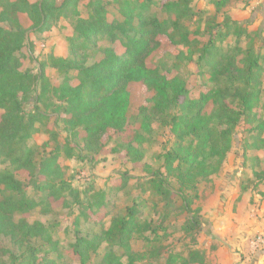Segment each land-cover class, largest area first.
<instances>
[{
	"label": "trees",
	"instance_id": "1",
	"mask_svg": "<svg viewBox=\"0 0 264 264\" xmlns=\"http://www.w3.org/2000/svg\"><path fill=\"white\" fill-rule=\"evenodd\" d=\"M82 1L0 0V22L10 25H0V158L10 164L0 171V236L9 238L20 250L6 252L10 259L7 263L0 256V264H63L60 259L65 257L88 264L104 244V264H122L118 249L134 264L132 240L145 231L157 235L162 229V223L153 226L151 221L142 220L144 203L138 200L126 207V214L113 215L110 225L104 228L110 214L107 193L100 191V195L84 201L79 188L61 171L60 151L71 144L67 149L69 157L74 156V146L91 150L101 142V150L106 145L102 142L104 135L120 138V145L112 151L124 152L134 164L143 163L150 173V189L170 199L174 191L168 177L176 179L184 209L191 215L184 227L195 230L200 229L201 220L193 215L189 195L197 196L199 181L219 171L238 127L249 134L247 145L252 152L264 149V54L253 46L240 45L241 38H250L253 32L235 20L230 22L229 15L222 21L214 16L204 28L191 29L188 18L194 13L192 0H161L159 4L155 0H88L84 6ZM230 1L215 0L217 11ZM20 13H26L31 20L28 28L22 27ZM62 17L73 19L71 53L81 50L92 59L91 63L78 66L79 81L74 85L70 83L74 58L51 53L39 64V75L21 69L29 32H49ZM104 35L112 42L120 41L124 52L119 54L112 46H100ZM233 35L235 46L228 50L219 47ZM162 37L176 47H185L191 60L197 57V73L205 81L202 89L196 90L187 80L177 75L169 77L158 67L148 65L149 57L162 45ZM29 51L33 52L32 44ZM48 65L64 74L62 80L52 85L48 82ZM38 80L41 88L32 96ZM138 85L145 87L150 96L147 103L134 107L133 95ZM31 102L33 108L29 109ZM39 105L55 111L73 140L58 142V132L47 126L58 144L53 153L43 155L37 162V152L28 141L38 130L37 123L50 119ZM162 125H167L174 136L173 148L164 154L166 174L144 163L148 134ZM253 155L257 162L264 160V156ZM130 177L123 172L113 182L112 192L126 188ZM27 185L45 193V197L39 201L30 198ZM57 204L84 206L74 223L80 224L84 217L101 225L102 230H76L74 242L61 252L59 241L51 236L48 227L27 218L38 207L47 214ZM17 214L22 215L19 220ZM144 238L148 244L156 239L149 235ZM159 249L149 246L150 251L154 250L150 255L157 256ZM52 253H57V257H52ZM200 254L198 249L190 250L184 258L172 254L165 264H176L178 258L182 259L179 264H191L199 260Z\"/></svg>",
	"mask_w": 264,
	"mask_h": 264
},
{
	"label": "rangeland",
	"instance_id": "2",
	"mask_svg": "<svg viewBox=\"0 0 264 264\" xmlns=\"http://www.w3.org/2000/svg\"><path fill=\"white\" fill-rule=\"evenodd\" d=\"M155 1L158 4L161 2V0ZM214 1L192 0L191 6L194 13L188 18L190 28L195 29L198 26L204 28L208 19L216 16L219 21H222L226 15H229L231 18L230 22L235 20L250 32H253L250 38L243 36L240 40V45L243 48L253 46L256 52L264 54V19L262 18L264 10L262 8L257 10V6L261 2L259 0H231L223 10L217 11ZM87 2L88 0H83V6ZM86 15L87 13L83 11V16ZM19 17L22 27L28 28L31 24L28 15L20 13ZM0 25L6 28L10 27L8 23L0 22ZM72 25L73 19L71 17H62L49 32L43 34L29 32L26 42L27 46L22 56L21 69L23 71L29 70L39 75V64L45 62L51 53L64 58H74L76 65L70 71V83L73 85L77 84L79 81L78 66L84 62L89 64L92 59L88 58L81 50H78L77 54L71 53L69 37L73 33ZM257 31H261L259 32L260 37L256 35ZM236 43V37L233 35L218 45L223 50H228L235 46ZM30 44L33 46L32 53L29 51ZM99 45L104 47L112 46L119 54L125 50L120 41L112 42L106 35L102 37ZM197 60V57L191 60L187 56L185 47H176L171 44L167 37H162L161 47L149 57L147 62L149 66L158 67L161 72L166 73L169 77L177 75L187 80L196 90H200L204 86L205 81L197 73L199 70ZM46 77L52 85L62 80L64 74L53 68V66L48 65ZM40 88L41 82L38 80L32 96H36ZM148 96H150V93H148L146 88L138 85L133 95L134 107L147 103L146 99ZM49 98L53 99L54 97L50 96ZM28 106L29 109H32L33 103H29ZM39 106L43 111L50 114V119H44L37 123L38 130L33 133L32 138L28 141V145L37 152V162L41 160L43 155L53 153L58 144L51 138L50 133L47 131V126L49 128L53 127L58 132V142L65 143L67 138L73 140L72 135L64 129L63 122L57 118L55 111L46 110L47 108L44 105ZM2 113L3 111L0 110V116ZM148 137V150L146 151L144 163L150 165L153 170H162L166 174L164 154L173 148L174 136L167 125H162L154 132L148 134ZM249 138V134L243 132L242 127H238L233 146L227 153L219 171L199 181L198 189H196L197 196L189 195V201L192 200V209L195 212L192 214L198 216L201 220V227L197 230L184 227L188 217L191 215L184 209L182 196L179 194L180 185L176 179L168 177V183H170L171 189L174 191L170 199H166L153 189H150L147 185L150 173L147 172V168H144V164H134L124 152L112 151L115 146L120 145L121 139L118 137L104 135L102 142L106 143V145L101 150L98 147L101 142L94 145L91 150L74 146V156L69 157L67 149L72 147L71 144L68 148L60 151L58 162L64 177L82 192V200L86 201L88 197L91 198L93 195L98 196L100 191L107 193V197L110 198L108 206L110 214L105 220L104 228L110 225L113 215L126 214V207L132 205L135 200L143 201L144 203L141 213L143 221H151L153 226L162 223V229H159L157 235L145 231L142 235H136L137 237L132 240L134 264H165L166 258L170 255L180 254L184 258L188 256L190 250L194 249L200 250L202 254H200L199 260L191 264H219V258L215 255L214 250L219 248L222 242L220 238L210 236V226L217 225L219 233H226L227 236L230 235L233 238L239 236L238 240H241V227L235 226L242 223L240 221L241 215L239 214L241 211L239 208L240 201L245 195L250 194V203L257 205L261 198H264V160L257 162L253 159V154L263 157L264 149L259 150V152H252L250 145H247ZM81 145L83 144L81 143ZM6 167H10V164L0 158V171ZM123 172H127L131 176L129 183L126 188L114 193L111 189L112 184L120 178ZM26 192L30 198L37 201L45 197V193L40 192L32 185L26 186ZM255 197L259 198V201H254ZM54 207V210L47 214L41 211V207H38L27 215V218L30 222H43L50 230L51 236L59 241L61 252L74 242L76 230L81 229L90 233H99L102 230L101 225H97L93 221H86L84 217H81L80 224L74 223L75 217L80 211L85 210L84 206L72 204L71 207H63V205L57 204ZM21 216V214H17L16 219L19 220ZM243 224L245 222L242 223V226ZM147 235L156 238L153 240L156 250L161 247L159 252L155 253L157 254L155 257H152L154 254L150 255L154 250L150 251L149 246H154L151 242L148 244L145 240L144 236ZM260 236L261 234H256L248 240L252 251H257L264 246L263 242L257 243ZM33 242L38 244L42 241L33 240ZM105 246L104 244L99 249L98 254L94 255L88 264H104ZM118 250L119 254H122V264H131L128 256L121 249ZM8 251L11 253L20 252L9 238L0 236V256L3 257L6 263L10 262L9 255L6 253ZM51 256L56 258L57 253H52ZM245 257L244 253L240 255L241 260L245 259ZM201 258L204 262H201ZM181 261V258L176 259V264ZM60 262L63 264H81L79 261L69 257L60 259Z\"/></svg>",
	"mask_w": 264,
	"mask_h": 264
},
{
	"label": "crops",
	"instance_id": "3",
	"mask_svg": "<svg viewBox=\"0 0 264 264\" xmlns=\"http://www.w3.org/2000/svg\"><path fill=\"white\" fill-rule=\"evenodd\" d=\"M261 4L257 6V10L262 8L264 10V0H259ZM264 19V11L262 12ZM264 23V20H263ZM260 197V195H258ZM251 195H245L239 203L240 211V221L237 226L241 227V240L239 236L236 238L227 236L226 233L221 234L218 232V226H210V236L220 238L222 244L219 248L214 250L215 255L219 258V264H264V246L259 248L257 251H252L250 249L249 239L254 235H264V198L255 197L254 201H259L256 205H252L250 202ZM239 209V210H240ZM246 212V214H244ZM248 212V214H247ZM205 219V218H204ZM205 222V220H204ZM237 228V230H238ZM244 253L246 255L245 259L241 260L240 255Z\"/></svg>",
	"mask_w": 264,
	"mask_h": 264
},
{
	"label": "built area",
	"instance_id": "4",
	"mask_svg": "<svg viewBox=\"0 0 264 264\" xmlns=\"http://www.w3.org/2000/svg\"><path fill=\"white\" fill-rule=\"evenodd\" d=\"M260 242L264 243V235H261L259 239L257 240V243L260 244Z\"/></svg>",
	"mask_w": 264,
	"mask_h": 264
}]
</instances>
